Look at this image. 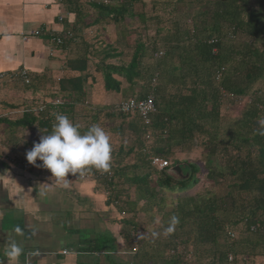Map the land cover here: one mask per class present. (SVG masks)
Instances as JSON below:
<instances>
[{
	"label": "trees",
	"instance_id": "trees-1",
	"mask_svg": "<svg viewBox=\"0 0 264 264\" xmlns=\"http://www.w3.org/2000/svg\"><path fill=\"white\" fill-rule=\"evenodd\" d=\"M95 7L117 33L95 55L104 89L120 91L117 75L128 83V97L152 95L156 108L148 129L136 116L114 114L123 123L115 131L127 129L129 145L116 166L100 170L112 173L100 179L120 209L160 214L143 234L135 264H244L264 257V0H108ZM91 59L87 54L66 65L84 73ZM243 100L237 114H228ZM58 110L71 107L43 114ZM196 150L211 188L187 194L202 168L177 154ZM152 157L169 165L153 167ZM166 192L182 194L167 205Z\"/></svg>",
	"mask_w": 264,
	"mask_h": 264
},
{
	"label": "crops",
	"instance_id": "crops-1",
	"mask_svg": "<svg viewBox=\"0 0 264 264\" xmlns=\"http://www.w3.org/2000/svg\"><path fill=\"white\" fill-rule=\"evenodd\" d=\"M95 5L87 0H0V74L25 69L30 81L25 84L15 77L0 81V264H11L5 255L11 239L23 248L18 264H135L143 234L153 228L141 220L148 212L129 214L120 209L109 184L100 178L57 183L41 167L30 164L25 171L9 161L15 155L25 158L33 143L52 130L57 114L80 125L82 132L92 124L102 127L110 136V167L122 158L117 155L120 149L127 150V129L117 135L115 130L123 123L114 114L121 113L116 111L121 101L133 97L127 96L128 83L117 75L113 78L121 82L120 91L104 89L96 56L115 42L117 33L113 24L99 17ZM35 31L39 34L34 36ZM66 32L72 39L65 37ZM63 36V46L52 41ZM124 53L127 62L129 52ZM87 54L92 59L84 73L67 67L68 60ZM62 105L71 110L43 114L48 107L57 110ZM139 120L148 129L150 124ZM143 136L149 142L151 133ZM177 156L182 160L186 155ZM132 158L122 165L132 163ZM87 168L100 171L86 167L78 172H90ZM16 227L22 234L14 232Z\"/></svg>",
	"mask_w": 264,
	"mask_h": 264
},
{
	"label": "clouds",
	"instance_id": "clouds-1",
	"mask_svg": "<svg viewBox=\"0 0 264 264\" xmlns=\"http://www.w3.org/2000/svg\"><path fill=\"white\" fill-rule=\"evenodd\" d=\"M52 130L40 136L30 150L25 153L29 164L42 167L56 179L76 174L86 167L108 170L111 161V143L109 134L99 125L92 124L81 131L66 115L57 114ZM264 125V121L261 122ZM37 160L41 163L37 164ZM14 232L22 234L19 227ZM23 248L14 240L8 242L5 251L11 264H18Z\"/></svg>",
	"mask_w": 264,
	"mask_h": 264
},
{
	"label": "built area",
	"instance_id": "built-area-1",
	"mask_svg": "<svg viewBox=\"0 0 264 264\" xmlns=\"http://www.w3.org/2000/svg\"><path fill=\"white\" fill-rule=\"evenodd\" d=\"M91 3L94 4H99V3H103L106 4L108 1L107 0H87ZM62 18H59V21H61ZM39 31H35L33 32V35H38ZM65 37L68 39H72V34L70 32H66L65 33ZM65 37H56L53 38L52 41L56 44V45H62L64 42ZM162 53L159 52L158 54H156L155 56H161ZM13 77L15 78H19L20 80H22L25 84H29V78H28V74L26 72L25 69H21L19 70L16 74L14 75H9L7 73H1L0 74V81L6 80V79H12ZM56 104H59V102L57 101ZM42 109V107L40 108V110ZM116 111L121 112L123 114H128V115H137L143 122L144 125H149L150 124V115L153 114L156 111L155 105H154V98L153 97H148L146 99L143 100H136L133 98L121 101L117 106H116ZM10 163L16 165L17 167H19L22 170H29L30 169V164L27 162V160L19 155H15L9 158ZM151 165L154 167H157L158 169H163L165 167H167L169 165V163L166 160H161L159 158L153 157L151 159ZM41 172L42 173H49V170L42 168L41 167ZM109 176L110 177V173H105L102 171H91V172H77L76 174L72 175L69 174L66 178H61V179H56L57 183H63L66 180H74L77 182L80 181H87V180H93L94 178H104V176ZM254 228H252L251 230H253ZM228 236L233 239L235 238V233L234 232H228ZM63 254L68 253L67 251H63Z\"/></svg>",
	"mask_w": 264,
	"mask_h": 264
},
{
	"label": "rangeland",
	"instance_id": "rangeland-1",
	"mask_svg": "<svg viewBox=\"0 0 264 264\" xmlns=\"http://www.w3.org/2000/svg\"><path fill=\"white\" fill-rule=\"evenodd\" d=\"M245 102L246 101L243 100L236 106H230L229 110H228L229 111L228 114L229 113L231 115L237 114ZM181 158H182V160H185V158H188L189 161L198 163V165L202 168L199 183L197 185H195L194 187L190 188L186 193L187 194H199V193H202L205 189L211 188V184L205 180L206 171L203 168L204 162H203V158L200 156V153L196 150V151H193L191 154L184 156V157H181ZM185 171H186V169L184 167L183 172H185ZM221 187H223V185L214 188V190L216 192H220L222 190ZM181 194L182 193H179V194L178 193H167V192L162 193L163 200L165 201L164 203L167 205H171L175 201L176 197H178V195H181ZM159 217H160V214L157 212L156 209H153V211L148 212L143 217V219H141V220L142 221L144 220L143 221L144 226H146L147 228H151L153 226L152 225L153 223L158 222ZM141 218H142V216H141ZM244 264H264V257H256L252 260H249L248 262H245Z\"/></svg>",
	"mask_w": 264,
	"mask_h": 264
},
{
	"label": "water",
	"instance_id": "water-1",
	"mask_svg": "<svg viewBox=\"0 0 264 264\" xmlns=\"http://www.w3.org/2000/svg\"><path fill=\"white\" fill-rule=\"evenodd\" d=\"M172 171L177 172L178 175H181V170L178 166L173 167Z\"/></svg>",
	"mask_w": 264,
	"mask_h": 264
}]
</instances>
